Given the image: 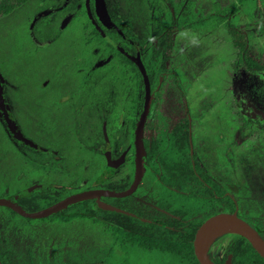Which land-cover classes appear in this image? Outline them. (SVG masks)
Segmentation results:
<instances>
[{"label":"flooded vegetation","instance_id":"obj_1","mask_svg":"<svg viewBox=\"0 0 264 264\" xmlns=\"http://www.w3.org/2000/svg\"><path fill=\"white\" fill-rule=\"evenodd\" d=\"M104 1L116 27L103 26L95 0H39L32 14L16 12L11 16L15 20L2 17L3 35L9 42L0 59L7 109L19 128L18 119L32 120L34 133L43 143L33 148L17 140L0 114L8 139L15 143H11L16 148L13 153L23 155L22 148L39 153L34 160H21L20 168L27 176L35 172L41 177L13 194L5 191L0 198L34 212L78 191L125 190L131 185L135 130L146 93L137 54L153 95L144 123L141 181L128 195H100L43 217L0 206L27 219H44L49 228L89 219L90 228L101 232L102 238L111 236L106 251L97 247L92 259L78 254L66 257L64 264H200L195 234L217 213H236L264 238V212L260 217H252L250 208L240 213L237 200L243 195L244 205L249 195L264 198V50L254 53L249 44L252 30L264 27V0H128V18L121 8L114 10L109 0ZM241 12L244 18L239 23ZM141 22L146 38L137 36ZM217 33L231 41L233 60L221 57ZM161 40H169L171 49L163 47ZM202 68L219 76L212 73L201 79L197 73ZM55 148L63 151L57 153ZM95 156L101 162L104 158V163L94 166ZM108 156L121 161L102 178ZM124 163H128L124 181H108ZM236 164L241 174L237 168L234 173ZM247 166L260 174L245 175ZM70 177L81 180H73L69 187L64 182ZM77 183L87 187L74 190ZM145 183L153 188L141 193ZM33 185L36 188L24 193ZM136 219L144 224H136ZM137 229H144V241L137 242ZM227 234L233 235V241L226 253L213 255L207 249L216 264H224L229 256L233 263L232 248L242 235H221ZM0 237V253L7 263L36 264L40 257L53 264L37 250L36 255L31 249L15 251ZM137 254L144 259L137 260Z\"/></svg>","mask_w":264,"mask_h":264},{"label":"rangeland","instance_id":"obj_2","mask_svg":"<svg viewBox=\"0 0 264 264\" xmlns=\"http://www.w3.org/2000/svg\"><path fill=\"white\" fill-rule=\"evenodd\" d=\"M39 0H28L26 3L19 6V9L14 10L13 12L3 16L5 18H8V20H15L16 17L11 16H17V13H20V16L24 15L26 12H30L32 14L33 8L37 5ZM128 0H109V5L114 10L121 8V12L124 14L126 18L129 17V14H127V3ZM207 1V0H200ZM206 6V5H205ZM264 10V9H263ZM24 12V13H23ZM29 14V13H28ZM19 15V14H18ZM264 15V14H261ZM27 16V14L25 15ZM10 17V18H9ZM243 13H240V16L237 18V21L241 23L243 21ZM0 18V59L3 58V54L7 52V48L9 46V42L4 37V28L2 27L1 22H3ZM142 20V19H141ZM251 25V23H250ZM143 22L138 26L137 36L139 38H146L148 37V33H142L141 28H143ZM64 27V24L62 25V28ZM251 32L250 35V49L256 53L258 51L264 50V27L261 29H254ZM65 32H68V29H66ZM217 38L218 41L216 42L219 47H221V57H226V62H228V59L230 58L233 60L235 58V51L233 48V45L231 41L228 39L227 36L224 34H219L214 36V38ZM203 43V42H202ZM202 43H199L197 47L199 48L200 53L203 51ZM205 44V43H204ZM205 46V45H203ZM204 61L208 62L206 59H203ZM221 63H224V58H221ZM204 69V68H202ZM0 70L2 71L1 67ZM209 69H204L203 71L197 73V76H200L201 79L207 80L208 77H210L213 73V77L215 75H218V72H211L208 71ZM14 72V70H13ZM13 72H10L13 73ZM2 73L5 74L4 71ZM219 76V75H218ZM16 75L13 73V78H15ZM34 78V77H33ZM206 94L208 92L206 91ZM262 103V102H261ZM264 110V107L263 109ZM18 123L20 125V128L22 130V133L36 142L37 144L41 145L43 142L39 140L36 133H34L33 128V121L32 120H23L18 119ZM9 136L7 137V132L5 131L4 124L2 123L0 119V194H4L6 191L7 193L13 194L18 189L26 187L29 183L36 182L35 180L38 178H41L37 173L32 172L30 173L31 176H27L28 174L20 168V161L23 159H29L34 160L36 156H39V153L34 150H29L26 148H22L23 155H18L16 153H13L11 149H16L15 147L11 146V143L15 145L14 142H11L9 139ZM57 153H61L63 149L61 148H55ZM98 156H95L93 159H96L94 161V166H99L102 162L104 163V158H102V162L97 159ZM130 161V160H129ZM237 164L235 166H232L233 171L237 168ZM238 172L241 174V167L237 168ZM236 170L234 171V173ZM128 174V163H124L122 167L119 169V172L115 173L113 176L109 178L108 181L112 182H122L127 177ZM245 175L250 176H258L260 174V171L252 166H247L244 172ZM19 176V179L16 178ZM80 179V177L77 178H69V180L65 181L64 183L68 185L69 187L72 186V182L75 179ZM81 180V179H80ZM90 181V180H89ZM88 180L85 184H88ZM79 182V181H78ZM79 183H77L75 186H77ZM30 185V184H29ZM87 186L78 185L74 188V190H81ZM151 188L146 183L142 185V188L140 189L141 193L148 191H151ZM73 189H69L68 191H74ZM243 195H238L237 200L239 201V207H240V213L243 212V209L250 208L251 209V216L252 217H260V213L264 212V198L256 196H247V202L248 204H242L240 201V198ZM262 216V215H261ZM248 220H250L248 218ZM82 221V222H81ZM80 221L76 220L74 226L70 227H64V226H55L54 228L46 227L45 223L48 222L44 219H27L26 217L18 214L13 213L8 208L4 206H0V234L5 240V243L7 245L11 244V247L15 249V251H20V249H31L32 254L35 253V250H37V253L42 257V259L45 262H51L53 264H64L65 258H74L78 254L85 255L86 260L92 259V256L96 254L97 247L99 248L100 252L106 251V249H109L110 242L112 240L111 236L106 234V238H102L100 234L101 232L97 233L94 229L90 228V221L89 219H82ZM77 225V226H75ZM99 236V237H98ZM101 237V238H100ZM233 241V235L227 234L222 236L218 241L214 243H209L207 245V249H210L212 251L213 255H222L226 253L231 245V242ZM38 247V249H37ZM36 255V253H35ZM137 260L139 258L143 260V257H140L139 254L135 257ZM20 259L22 262L25 261L24 257L20 255ZM37 258L36 264H49L44 263L42 260ZM127 259V258H126ZM36 261V260H35ZM116 263H119V259H114Z\"/></svg>","mask_w":264,"mask_h":264},{"label":"water","instance_id":"obj_3","mask_svg":"<svg viewBox=\"0 0 264 264\" xmlns=\"http://www.w3.org/2000/svg\"><path fill=\"white\" fill-rule=\"evenodd\" d=\"M95 9L96 13L101 20L103 26L105 27H116V24L112 21L108 10L105 5L104 0H95ZM66 21V20H65ZM103 36L113 45L117 46L118 48H121L118 46L113 39L108 37L102 30L100 26H97ZM122 49V48H121ZM136 63L138 64L145 80V103L143 106V109L141 111V114L139 116V119L136 124V130H135V174L133 181L131 185L125 189V190H115L112 188H101V189H86L82 191H78L75 193H72L71 195H68L67 197L57 201L56 203L45 207L43 209L34 211V212H28L24 209H22L14 200H11L9 198H0V204H4L7 206H10L15 211L19 212L20 214L28 217H43L48 216L54 212H57L60 209L65 208L71 203L78 202L81 200H87L90 198H95L100 195H109V196H124L131 193L139 184V182L142 179L143 173H144V163H143V157L145 155V149L143 145V131H144V123L147 117V113L149 111L153 95L150 91V85L147 78L145 67L141 61L140 55L137 54L135 56ZM0 114L2 115L4 121L6 122L8 129L13 134V136L21 141L22 143L29 145L33 148H39V145L35 143L30 138L26 137L22 131L20 130L18 124L16 121L12 118L10 115L7 105L5 102V97L3 94V84H2V76L0 75ZM121 159L112 160L108 156V163L106 167L104 168V171L102 173V178L107 177L110 172L113 170L115 166L119 164ZM37 185H33L29 187L25 192H30L34 188H36ZM106 208H112L116 209L118 211H121L123 213H129L128 211H125L123 209H120L115 206L110 205H101ZM222 229L223 232H234L238 233L245 238L249 240V242L252 244V246L257 250V252L264 257V238L260 235L259 230L254 228L249 222L244 220L243 218L239 217L236 213H217L208 219H206L198 228L195 239H194V250L195 254L200 262V264H216L209 254L207 253V241L211 235V233L215 230ZM1 264V263H0ZM89 264H110L106 262H95V263H89ZM224 264H231V256L227 258Z\"/></svg>","mask_w":264,"mask_h":264},{"label":"trees","instance_id":"obj_4","mask_svg":"<svg viewBox=\"0 0 264 264\" xmlns=\"http://www.w3.org/2000/svg\"><path fill=\"white\" fill-rule=\"evenodd\" d=\"M28 0H0V18L3 16L13 12L16 10L19 6L26 3ZM101 39L107 43L102 37ZM161 44L163 47H165L167 50L171 49V44L169 40H161ZM109 45V44H108ZM111 47V45H109ZM169 51H167L168 53ZM167 57V56H166ZM165 60L162 61L164 63ZM122 201V200H121ZM29 210L35 209V207H29L27 208ZM125 219H128L125 217ZM136 224L142 225L144 222L135 220ZM137 242L138 240H145V231L144 229H137L136 231ZM241 239H239L234 247L232 248L233 251V263L232 264H264V257H262L256 249L252 246V244L245 239L243 236H239ZM141 241V242H143ZM242 241H246L247 244L243 243ZM0 246H1V237H0ZM176 251L177 249H173ZM0 263L1 264H9L5 261V258L2 256V253H0ZM199 264V263H198Z\"/></svg>","mask_w":264,"mask_h":264},{"label":"bare ground","instance_id":"obj_5","mask_svg":"<svg viewBox=\"0 0 264 264\" xmlns=\"http://www.w3.org/2000/svg\"><path fill=\"white\" fill-rule=\"evenodd\" d=\"M222 233H224L222 229H218V230L213 231V232L211 233V235H210L208 241H207V245H208L210 242H212L216 237H218L219 235H221ZM221 236H222V235H221ZM216 240H217V239H216Z\"/></svg>","mask_w":264,"mask_h":264}]
</instances>
